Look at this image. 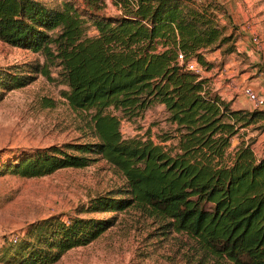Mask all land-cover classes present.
Returning <instances> with one entry per match:
<instances>
[{
  "label": "trees",
  "instance_id": "1",
  "mask_svg": "<svg viewBox=\"0 0 264 264\" xmlns=\"http://www.w3.org/2000/svg\"><path fill=\"white\" fill-rule=\"evenodd\" d=\"M0 0V40L44 55V64L0 69V101L24 87L32 74L67 87L69 106L88 116L92 141L30 151L1 169L41 177L64 168L106 160L125 178L117 191L99 195L81 209L86 216L57 214L40 220L24 237L11 239L0 261L53 264L115 224L89 216L138 208L185 233L226 264H264V153L240 130L264 120V109L234 107L210 83L178 61L195 58L207 69L208 51L233 41L217 11L199 0ZM215 6V8L213 7ZM96 34H88L89 27ZM234 42L223 49L235 52ZM163 104L171 129L124 137L121 123Z\"/></svg>",
  "mask_w": 264,
  "mask_h": 264
},
{
  "label": "rangeland",
  "instance_id": "2",
  "mask_svg": "<svg viewBox=\"0 0 264 264\" xmlns=\"http://www.w3.org/2000/svg\"><path fill=\"white\" fill-rule=\"evenodd\" d=\"M42 1L55 7L65 0ZM202 1L220 6L224 10L217 11L220 24L227 25V34L233 32V41L206 53L207 61L217 70L214 75L225 73V66L231 62L232 66L227 67L230 78L224 77V82L236 79L239 90L250 85L264 95V0ZM107 4L108 12H117L112 0ZM88 34L95 35V29L90 26ZM255 35L261 38L260 46L252 40ZM232 42L235 52L224 53L223 49ZM45 61L41 53L0 40V69L29 67ZM234 67L238 71L233 72ZM50 71V78L32 74L35 78L31 83L7 91L0 101V256L5 247L14 243L11 239L24 237L40 220L57 214L86 216L81 209L92 198L115 192L125 183L123 175L104 159L88 167L64 168L41 177L2 172L38 148L93 140L88 116L72 109L63 97L67 87L60 80L59 68L51 66ZM233 95L236 99L242 93ZM167 117L165 106L155 104L140 117L124 119L121 131L124 137L151 131L156 139V134L171 129ZM242 139H254L255 151L263 154L264 120L240 130L229 148L231 155ZM89 216L113 217L115 224L90 244L69 250L53 264H226L185 233L168 228L162 219L138 208Z\"/></svg>",
  "mask_w": 264,
  "mask_h": 264
},
{
  "label": "crops",
  "instance_id": "3",
  "mask_svg": "<svg viewBox=\"0 0 264 264\" xmlns=\"http://www.w3.org/2000/svg\"><path fill=\"white\" fill-rule=\"evenodd\" d=\"M202 1V0H199ZM228 66H232V63L229 62V64H227V66H225L224 70L225 73L227 74L226 76H224V71L219 72L218 75H214L216 74L217 70L216 68L212 67L210 69H206L203 77H209L211 79V84L212 86L215 88V90L219 91V93L227 100V101H231L232 105L234 107H245L248 108L249 110H253L255 109L254 105L247 99V97L243 94L242 89L239 90V86L238 83L236 82V79H230L227 83L224 82V77H229L228 76ZM212 71H215V73H213ZM233 72L238 71V68H233L232 69ZM233 74H231L232 76ZM230 78V77H229ZM255 89V87H253ZM242 93V95H238V97L236 99H234L235 93ZM260 93V91H258ZM262 94V93H261Z\"/></svg>",
  "mask_w": 264,
  "mask_h": 264
},
{
  "label": "built area",
  "instance_id": "4",
  "mask_svg": "<svg viewBox=\"0 0 264 264\" xmlns=\"http://www.w3.org/2000/svg\"><path fill=\"white\" fill-rule=\"evenodd\" d=\"M254 44L257 46H260L261 44V38L259 35H255L252 38ZM178 61L181 64H185L186 68L188 70H191L193 72H196L203 76L206 68L201 63H199L195 58L186 59L184 54L182 52H179L178 54ZM243 94L247 97V99L254 105L255 109H264V95L256 91L252 86L245 85L242 88Z\"/></svg>",
  "mask_w": 264,
  "mask_h": 264
}]
</instances>
